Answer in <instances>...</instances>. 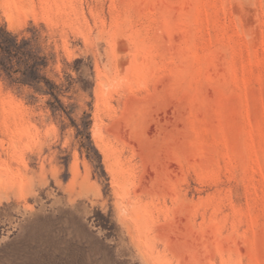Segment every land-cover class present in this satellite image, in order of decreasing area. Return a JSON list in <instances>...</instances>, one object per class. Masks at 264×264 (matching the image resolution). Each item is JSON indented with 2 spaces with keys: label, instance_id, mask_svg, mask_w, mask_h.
<instances>
[{
  "label": "rangeland",
  "instance_id": "1",
  "mask_svg": "<svg viewBox=\"0 0 264 264\" xmlns=\"http://www.w3.org/2000/svg\"><path fill=\"white\" fill-rule=\"evenodd\" d=\"M56 86L0 74V264H264V0H0Z\"/></svg>",
  "mask_w": 264,
  "mask_h": 264
},
{
  "label": "trees",
  "instance_id": "2",
  "mask_svg": "<svg viewBox=\"0 0 264 264\" xmlns=\"http://www.w3.org/2000/svg\"><path fill=\"white\" fill-rule=\"evenodd\" d=\"M33 41V38H19L0 25V74L9 85H42L57 100V86L40 74L45 58L39 56Z\"/></svg>",
  "mask_w": 264,
  "mask_h": 264
}]
</instances>
